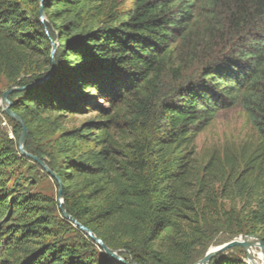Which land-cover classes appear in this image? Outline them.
Wrapping results in <instances>:
<instances>
[{"label": "trees", "instance_id": "1", "mask_svg": "<svg viewBox=\"0 0 264 264\" xmlns=\"http://www.w3.org/2000/svg\"><path fill=\"white\" fill-rule=\"evenodd\" d=\"M40 5L0 0V77L35 83L9 96L27 151L125 262L91 247L58 199L9 188L24 159L44 169L0 134V264H194L221 232L264 244V0H44L45 24ZM52 41L55 71L36 84ZM238 105L257 142L200 160L198 133ZM210 264L249 263L225 251Z\"/></svg>", "mask_w": 264, "mask_h": 264}, {"label": "rangeland", "instance_id": "2", "mask_svg": "<svg viewBox=\"0 0 264 264\" xmlns=\"http://www.w3.org/2000/svg\"><path fill=\"white\" fill-rule=\"evenodd\" d=\"M8 88L9 84L7 83L6 78L1 76L0 90L4 92L8 90ZM99 102L104 106H108L106 101L99 100ZM96 113L97 112H90L89 115L78 117V120L81 121L85 118L93 117ZM0 134L4 138H8L10 142H14L16 144L18 143L21 134L19 128H17L15 123L11 122L5 114L2 94H0ZM257 139L258 131L255 128L249 114L241 105L224 108L218 111L215 119L204 130L198 133L196 138L198 157L200 160L205 161L209 158L212 152L222 151L225 146L236 147L245 143H256ZM8 180V186L12 190L26 188L28 193H40L52 199L59 200L58 189L54 180L47 175L44 170L35 166L30 160L24 159L18 166L10 168L8 171ZM55 214L59 216V211H56ZM238 236L231 238V240ZM223 237L224 233L221 232L210 243L208 250L225 243H220V240H222ZM63 238L76 244H82L85 242L83 235L78 233L75 229L66 230ZM86 242L94 249L99 250V244H96L93 241L90 242L89 239L86 240ZM255 247V255H262L259 247L257 245H255ZM226 252H228V255L241 258L249 263L247 251L242 247H234ZM122 253L124 252L120 251L118 254L125 261Z\"/></svg>", "mask_w": 264, "mask_h": 264}, {"label": "water", "instance_id": "3", "mask_svg": "<svg viewBox=\"0 0 264 264\" xmlns=\"http://www.w3.org/2000/svg\"><path fill=\"white\" fill-rule=\"evenodd\" d=\"M40 20L45 24V12H44V0H41V5H40ZM57 50V42L56 41H52V51H51V57L53 60V66L52 69L45 75L43 76L38 82H36V84L38 83H43L45 81H47L48 79L51 78V76L53 75L54 71H55V62H54V56H55V52ZM35 84V83H34ZM34 84H29L23 87H11L8 90L4 91L2 93V100H3V105H4V109L5 112L8 114V116H10L13 120L17 121L18 123H20L22 125V132L19 138V149L22 155L33 159L34 161H36L38 164H40V166L46 170L48 172V174L54 178L55 180H57L58 184H59V189H58V198L60 200V209L63 213V215L74 221V223L76 224L77 227H79L84 233H86L94 242H96L97 244H99L104 252L114 258L115 260H118L120 262H125L118 253H120V251H115L110 249L106 244L103 243L102 239H100L99 237H97L92 230H90L88 227H86L85 225L81 224L80 222H78L76 219H74L70 214H68L66 212V210L63 207V191H62V182L61 179L58 177V175L56 174V172H54L52 169H50V167L46 164L45 161H43L41 158H39L38 156L30 153L27 151L26 149V144H27V139H28V129L26 127V125L24 124L23 120L21 119L20 116H18L16 113H14V111L11 109V101L9 99V96L12 92L14 91H19V90H23L25 88H29L31 86H33ZM249 240H255L257 242V245L261 251V256L258 257V259L260 260V264H264V244L262 242V240L255 235L252 234H241L238 237L227 241L219 246L213 247L211 249H209L205 256L203 258H201L199 261H197L195 264H210V260L215 257L216 255H218L219 253L225 252L231 248L234 247H242L247 251V255L249 258V264H254L253 259L257 258L254 254H251L247 249H246V242ZM136 264V263H134Z\"/></svg>", "mask_w": 264, "mask_h": 264}, {"label": "bare ground", "instance_id": "4", "mask_svg": "<svg viewBox=\"0 0 264 264\" xmlns=\"http://www.w3.org/2000/svg\"><path fill=\"white\" fill-rule=\"evenodd\" d=\"M253 244L257 245V242L255 240H249V241H247L246 242V246H247L246 248H247V250L251 254H254L255 255V253H256V247ZM259 256H261V255H259ZM259 256H256L257 258L253 259L254 264H260V260L258 259Z\"/></svg>", "mask_w": 264, "mask_h": 264}, {"label": "snow or ice", "instance_id": "5", "mask_svg": "<svg viewBox=\"0 0 264 264\" xmlns=\"http://www.w3.org/2000/svg\"><path fill=\"white\" fill-rule=\"evenodd\" d=\"M93 99H95L96 97H92Z\"/></svg>", "mask_w": 264, "mask_h": 264}]
</instances>
